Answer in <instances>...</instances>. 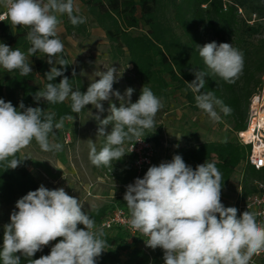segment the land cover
Wrapping results in <instances>:
<instances>
[{
    "label": "clouds",
    "instance_id": "clouds-1",
    "mask_svg": "<svg viewBox=\"0 0 264 264\" xmlns=\"http://www.w3.org/2000/svg\"><path fill=\"white\" fill-rule=\"evenodd\" d=\"M4 7L11 27L29 29L25 39L30 47L26 55L0 42V67L8 72L18 70L26 77L33 72L28 57L42 53L51 66L44 74L49 83L32 94L34 101L57 104L70 100L75 114L87 105L97 110V137H104L105 143L99 150L95 142L89 143L92 165L113 167V162L133 151L134 147L125 151L126 141L141 142L146 130H156L161 100L146 85L135 102L133 88L128 87L123 95L114 91V83L122 76L115 67L97 72L86 91L72 89L64 75L70 64L60 56L64 43L58 27L64 16L74 27L86 23L75 0H4ZM197 48L210 73L225 82H234L242 72L243 53L231 43L212 41ZM191 71L195 79L187 82V87L194 94L196 106L215 121L220 119L215 105L230 113L212 91H202L209 73L194 68ZM72 75L76 76L75 70ZM57 77H62L59 83L55 82ZM113 96L119 106L112 102ZM105 101L109 103L108 115L102 119ZM55 116V112L39 106L26 107L21 101L17 108L0 98V164L6 170L16 169L31 159L17 158V154L33 141L41 151H62L63 145L55 142L54 130L62 129L65 120H74V116H61L59 121ZM109 126L111 130L107 131ZM223 182L215 163L206 160L195 169L181 155L151 165L142 178L126 186L123 201L129 210V225L147 237L146 247L163 251L164 264H251L254 256L264 252V222L257 219L264 212L245 210L238 215L236 207H225L221 201ZM83 208L80 199L63 187L48 189L41 184L29 191L16 201L10 223L3 226L0 264H97L106 252L105 232ZM58 238L49 254L33 259Z\"/></svg>",
    "mask_w": 264,
    "mask_h": 264
},
{
    "label": "trees",
    "instance_id": "trees-1",
    "mask_svg": "<svg viewBox=\"0 0 264 264\" xmlns=\"http://www.w3.org/2000/svg\"><path fill=\"white\" fill-rule=\"evenodd\" d=\"M76 1L85 9L89 17L88 22L94 23L104 32L112 50L115 53H127L132 70L142 87L144 85L149 87L158 98L164 97L170 88L173 91L184 90L188 102L194 104L196 103L194 94L187 87V82L195 79L191 69L205 71L209 74L205 78L206 84L202 91L205 93L212 91L224 106L230 108V113L225 114L218 105L219 120L233 133L246 129L251 99L264 90L261 80L264 76V0ZM62 23L67 35L75 33L83 36L86 33L87 21L74 27L67 16H64ZM28 31L29 29L24 27H11L10 21L7 20L0 24V42L27 52L30 47L25 39ZM208 41H215L218 44L231 43L243 53V69L234 78V82L228 83L212 75L204 65L197 45L203 46L209 43ZM60 56L68 61L63 52ZM32 64L30 67L33 72L26 77L20 76L18 70L8 72L0 67V98L6 102L10 101L17 108L23 101L26 107L39 106L46 111L55 112V121H59L61 116L73 115L70 100L57 104H49L46 101L37 104L34 101L32 94L39 89L42 90L49 83L44 74L51 66L46 63L42 53L40 57L32 56ZM72 73L73 69L68 65L64 75L70 79L72 89L86 91L81 78L77 74L73 77ZM60 79L62 77H57L55 82L59 83ZM54 132L55 141H58L60 130ZM151 138L150 142L153 143L154 149L161 146L156 133L151 135ZM145 140L149 141L147 138ZM33 143L37 144L35 141ZM249 151L250 146H243L236 139L205 142L196 147H182L164 159L154 155L151 165L171 161L174 155H181L185 163L194 169L205 160L214 162L224 181L221 198L236 168L243 165L242 188L243 196L246 197L254 192V181H264V169L256 170L248 164L245 165ZM17 158H20L19 153ZM5 170V165L0 164V202L10 206L14 211L16 201L29 191L36 190L39 184L25 162L16 169ZM146 171L147 169L137 174L132 156L129 155V162L117 176L118 182L123 185L129 184L136 178H142ZM123 197V194L117 195L110 203L89 212L96 225H99L115 208L124 209L129 213ZM104 232L107 241L106 252L98 258L97 264L164 263L163 251L150 249L146 253L142 249L139 237H131L118 228ZM59 239L43 247L33 259L49 254L51 247L59 242ZM2 243L3 231H0V246Z\"/></svg>",
    "mask_w": 264,
    "mask_h": 264
},
{
    "label": "rangeland",
    "instance_id": "rangeland-1",
    "mask_svg": "<svg viewBox=\"0 0 264 264\" xmlns=\"http://www.w3.org/2000/svg\"><path fill=\"white\" fill-rule=\"evenodd\" d=\"M75 3L80 10L79 13L86 18V33L83 36L75 33L67 35L62 22L58 27L59 38L64 43L63 53L72 69L87 89L89 83L96 79L97 72L105 71L109 66L117 68L122 76L114 83L113 90L123 95L128 87L133 88L135 91L132 101L135 102L139 98L142 84L132 70L127 53H115L104 32L94 23L88 22L89 17L85 9L78 1L75 0ZM25 54L27 55V52ZM36 56H41V53H37ZM28 60L32 66V57L29 56ZM261 80L264 89V76ZM159 99L163 107L155 117L157 128L146 130L143 137L151 141V135L157 134L161 143L160 147L154 149V155L157 157L164 159L165 156L172 155L182 147H196L205 142L235 141L236 133L230 131L220 120H212L207 113L196 106V103L190 104L184 90L173 91L170 88L166 95ZM111 100L119 106L115 96ZM103 106L105 111L100 113L102 119L108 115L109 103L105 101ZM214 107L219 115V106ZM96 114L97 110L88 105L79 114L73 113L74 120L64 122L63 128L60 129L59 140L55 141L63 145L62 151L44 152L40 150L38 144L32 142L19 153L20 157L31 158L24 162L39 186L43 184L48 189L63 187L69 195L80 199L86 213L110 203L117 195H124L128 185L120 184L117 176L129 162V154L120 161L113 162V167H96L89 160V143L95 142L97 150L105 143L104 137H97L98 124L94 119ZM110 130L111 126L107 131ZM65 135L69 136V141H66ZM130 142L126 141L124 144L126 152ZM242 174L243 165H240L236 168L227 190L222 194L221 201L225 207L234 206L238 185H242ZM12 212L10 206L0 202V231H3L5 224L10 223Z\"/></svg>",
    "mask_w": 264,
    "mask_h": 264
},
{
    "label": "built area",
    "instance_id": "built-area-1",
    "mask_svg": "<svg viewBox=\"0 0 264 264\" xmlns=\"http://www.w3.org/2000/svg\"><path fill=\"white\" fill-rule=\"evenodd\" d=\"M0 24L7 21L6 9L4 7V0H0ZM262 93V92H261ZM261 93L255 95L250 102L248 109V116L246 121V129L236 133V140L243 146H250V151L246 157L245 165L248 164L256 170L264 169V147L256 146V143L264 141V120L259 117V113L262 110L261 104L255 103V100L261 99ZM254 125L253 135L249 141L244 136L250 125ZM66 141H69V136L65 135ZM140 139H143L141 137ZM133 139L127 146V151L133 159V167L136 169L137 174L148 169L152 163V157L154 156V145L152 142L143 139L141 142H137ZM109 171V170H108ZM254 192L246 197L243 196L242 185L239 184L237 188V196L235 198L234 207L238 209V215L245 210L251 212H264V181L253 182ZM130 214L124 209L115 208L110 212L102 221L98 227H102L104 231H110L114 228L125 231L131 237H139L142 241V249L148 253L150 248L146 247L144 240H147L146 236L132 229L129 225ZM258 221L264 222V216H259ZM264 261V252L254 256L251 264H262Z\"/></svg>",
    "mask_w": 264,
    "mask_h": 264
},
{
    "label": "bare ground",
    "instance_id": "bare-ground-1",
    "mask_svg": "<svg viewBox=\"0 0 264 264\" xmlns=\"http://www.w3.org/2000/svg\"><path fill=\"white\" fill-rule=\"evenodd\" d=\"M255 103L261 104L262 110L259 113V117L264 120V93H262V97L259 100H255ZM254 125H250L248 130L245 132L244 136L247 138V141L251 139L253 135ZM256 146L264 147V141H261L260 143H256Z\"/></svg>",
    "mask_w": 264,
    "mask_h": 264
}]
</instances>
